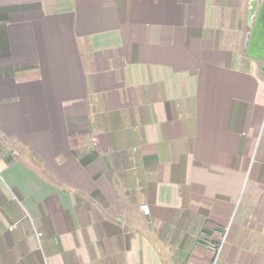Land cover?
Here are the masks:
<instances>
[{"label": "crops", "instance_id": "1", "mask_svg": "<svg viewBox=\"0 0 264 264\" xmlns=\"http://www.w3.org/2000/svg\"><path fill=\"white\" fill-rule=\"evenodd\" d=\"M263 6L0 0V264H264Z\"/></svg>", "mask_w": 264, "mask_h": 264}, {"label": "rangeland", "instance_id": "2", "mask_svg": "<svg viewBox=\"0 0 264 264\" xmlns=\"http://www.w3.org/2000/svg\"><path fill=\"white\" fill-rule=\"evenodd\" d=\"M210 241H212V240H210ZM225 241H226L225 235L222 236L221 239L218 242L212 241V242H214L216 244L217 247L215 249L211 248V250L213 252V259H212L211 264H222L221 260H222L223 254H224ZM168 264H170V262H168Z\"/></svg>", "mask_w": 264, "mask_h": 264}, {"label": "water", "instance_id": "3", "mask_svg": "<svg viewBox=\"0 0 264 264\" xmlns=\"http://www.w3.org/2000/svg\"><path fill=\"white\" fill-rule=\"evenodd\" d=\"M263 10H262V15L264 14V6H263V8H262ZM258 31H259V40L261 41V47H262V52H263V54H264V21H261L260 23H259V28H258ZM257 31V32H258ZM260 56H262V55H260ZM263 58H264V55H263ZM263 69H264V64H263Z\"/></svg>", "mask_w": 264, "mask_h": 264}, {"label": "built area", "instance_id": "4", "mask_svg": "<svg viewBox=\"0 0 264 264\" xmlns=\"http://www.w3.org/2000/svg\"><path fill=\"white\" fill-rule=\"evenodd\" d=\"M142 209L145 211V212H148V206L147 205H143L142 206ZM210 247L213 249H215L217 246H216V244L214 243V242H212L211 244H210Z\"/></svg>", "mask_w": 264, "mask_h": 264}]
</instances>
